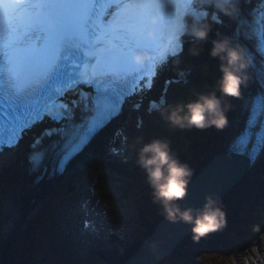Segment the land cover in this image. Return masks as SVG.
Wrapping results in <instances>:
<instances>
[{
	"label": "trees",
	"instance_id": "16d2710c",
	"mask_svg": "<svg viewBox=\"0 0 264 264\" xmlns=\"http://www.w3.org/2000/svg\"><path fill=\"white\" fill-rule=\"evenodd\" d=\"M215 100L218 102L216 115L206 113L204 126L199 127L196 124L189 123L188 121L185 129H178V135H176L174 139H171L170 143L173 144H177L178 141L181 143H188L185 144L186 151L183 155L184 158L182 161L183 166L189 172V175L184 177L187 182H189L199 172V170H201V168L211 160L212 156L220 148V138L224 133L225 123L223 126H217V124L211 123L210 121L217 118L218 115H222L225 121V116L233 109V104L230 100H228L225 106H223L218 99L215 98ZM198 103L202 104L204 103V100L196 102L195 104ZM190 115L191 112L188 116ZM186 131H188L189 134L183 135ZM170 152L172 153L169 154ZM179 152V149L174 151L173 147H167V153L170 161H174ZM262 164H264V161ZM161 168L165 176H167V165H164ZM259 169L260 168L256 169L253 174H250L245 179L246 181L244 180L242 183L238 184L232 190V193L225 196L222 205L219 207V209H221L225 214V225L222 231L218 229L216 231L207 232L198 240L194 239L195 233L192 231L182 240L180 249H176L170 255L163 258L159 264H195L193 262L195 250L192 251L189 246H187L189 243L196 244L195 242H197L199 247H202L203 250L207 251L206 256H215L217 259L218 255L224 256L226 254L224 251L230 252L236 249L238 247V241L239 243L241 241L239 228L251 225V221H247L243 218L240 210L241 206L237 207V196L241 195V193H243V191L247 188L249 196L255 193L256 195L261 196L259 211L264 208V169L260 172ZM151 170L152 169H150V171ZM149 178L151 183H149L148 191L143 193V189H139L137 194L142 195V199L135 203L136 206L132 214L128 213V218L139 224L138 226L140 230L137 232V235H139V237L141 236L142 239L149 236L154 231L156 224L165 216V212L167 210L164 201L157 197L156 188L151 177ZM245 182L249 184L248 187L245 186ZM244 187L245 189H243ZM248 198V200H251L250 197ZM175 201H177V199L170 202L169 207ZM41 227L43 228L42 230L39 229ZM257 227L260 228L261 226L258 225ZM55 234L56 233L54 232L47 234L43 225H39V222L37 221L35 227H30L28 231H26L17 240L15 249L12 251L9 250L10 257L12 258L6 264H38V261L42 260L41 251L49 250L47 241L51 242L53 239L52 236H55ZM36 236L41 237L46 241L36 245L33 242V238ZM138 241L140 240L138 239ZM138 241L134 239L133 243H137ZM134 250L135 248H131L129 251L130 254L133 253ZM128 256L129 255H124L118 260H114V263L124 264ZM51 260H55L53 261L55 263L58 261L57 258H53ZM196 263L198 264V262ZM0 264H5L3 263L2 258H0ZM58 264L62 263L58 262Z\"/></svg>",
	"mask_w": 264,
	"mask_h": 264
},
{
	"label": "clouds",
	"instance_id": "9594fccd",
	"mask_svg": "<svg viewBox=\"0 0 264 264\" xmlns=\"http://www.w3.org/2000/svg\"><path fill=\"white\" fill-rule=\"evenodd\" d=\"M17 5L14 4H5L4 12L5 14H9L10 12H14L17 8ZM226 11V10H225ZM172 13L169 12V15ZM184 15H187L185 13ZM162 14L156 13L151 16L153 23H159L161 20ZM181 20H183V15L181 16ZM193 34L199 38H204L206 36V31L203 29H194ZM225 50V46L220 44L214 49L213 55L218 54ZM229 64L233 66V70L225 69V77L223 81V90L226 93L238 95V86L240 84V77L235 75V71H239L244 68V63H240L238 67L236 66L237 61L241 59L240 55L236 51H229ZM142 57L137 56L136 61L138 63L143 62ZM218 102L214 99H206L204 103L190 105L191 115L188 117V121L191 124H196L197 126H204L205 114L216 115ZM174 122L179 123L181 117L177 116L175 113L170 117ZM211 123L217 124V126H223L225 123L222 115H218L217 118H214L210 121ZM143 151L145 153H153V156L150 159L144 160V164L146 167L155 165V167L150 171V177L152 182L156 188V195L158 198L162 199L165 203V207L169 212L170 218H174L176 214H179L183 220L186 222H193L195 227L193 228V232L195 233L194 239L198 240L201 236L205 235L207 232L216 231L222 228L225 225V214L219 208H214V201L209 199L208 203L205 206V209L198 213L195 220L192 215V210H186L184 212H180L178 208L169 207L170 202L182 198L185 194V188L187 181L184 177L189 175V172L184 166L179 165L176 161H170L167 146L162 145L160 143H155L149 146H146ZM167 165L168 175L165 176L162 171L161 166ZM255 231H259V228L256 227ZM255 252V249H253ZM248 259H252V264H255L256 259H260L259 253H256L255 259L249 257ZM160 263V261H159ZM158 263V264H159ZM247 264V261H246Z\"/></svg>",
	"mask_w": 264,
	"mask_h": 264
},
{
	"label": "water",
	"instance_id": "95a60500",
	"mask_svg": "<svg viewBox=\"0 0 264 264\" xmlns=\"http://www.w3.org/2000/svg\"><path fill=\"white\" fill-rule=\"evenodd\" d=\"M220 166H223L226 171L225 174L229 180L228 184L232 187L246 173L248 164L230 153H219L214 157L212 166L203 169L199 175L186 186L184 196L180 198L172 208H178L180 212L191 209L192 214H194L197 210L198 212H202L205 207L199 209V206L203 203H205L206 206L209 199L214 201L213 207H215L217 205H215V201L221 199V196L226 193L227 190L223 188L216 190V188L210 184L206 174L208 171L213 170V176H218L219 180L224 178L220 168H218ZM204 187H207V189ZM211 192H213L214 195L211 194ZM212 197H214V199H212ZM194 227L195 224L193 222H186L179 214H176L174 218H170L168 212L165 218L160 222L157 230L140 246L139 250L130 257L125 264H158L159 261L176 249L185 235L191 232Z\"/></svg>",
	"mask_w": 264,
	"mask_h": 264
},
{
	"label": "rangeland",
	"instance_id": "374dc122",
	"mask_svg": "<svg viewBox=\"0 0 264 264\" xmlns=\"http://www.w3.org/2000/svg\"><path fill=\"white\" fill-rule=\"evenodd\" d=\"M205 53V51H204ZM213 65H216L215 66V72H219L221 73L222 72V67H220L219 65L217 64H213ZM203 72V67H201V73ZM223 74V72H222ZM224 76V74H223ZM242 94V92H241ZM239 113V111H235L230 121V126H229V129H228V132L231 133L232 131V123H233V119L234 117ZM134 149L136 150V152L139 154L138 156V160L142 159V157L145 156V154L143 155H140L141 154V148H137L135 147L134 145ZM22 167V166H21ZM253 167H251L252 169ZM16 168L13 169V174H17V171H15ZM22 175H16L14 176L13 178H10L9 176H7V179L4 180L3 178V184H4V187L2 190H0V200L1 198H3V208H2V205L0 206V247H3L4 245L9 244L11 241L12 243H16V239L17 237H15V232L16 234L19 233V231H22L24 229V225L26 223V221H28L29 219H31V216L35 214L36 210L38 209V207H41L43 206L44 208L46 209H49V205H48V198L49 196H51V194L53 195L58 186H62L65 184V176H62L60 181L57 182L55 184L54 187H52L51 190H46L45 193L43 194V196L41 197L40 200H33L31 202V204H29V210H27L24 215L22 216V219L21 221L19 222V225H18V228L16 230H14V227L11 226V223L15 226L13 220H12V217H11V212L10 210L6 209L4 206H5V201L7 199V195L9 196L10 193H9V189H11V187L14 185V184H18L22 181L23 179V172L21 173ZM80 174V173H79ZM83 179H85V181L87 183H95V181L97 179H100L102 182H107V178L105 179V176L104 177H101V178H97L96 176L97 175H89V174H80ZM89 176V177H88ZM72 182L71 179L68 180V183L65 185V192L64 191H59V194L61 195V199H66L69 200L68 203L69 205H72L73 203L76 204L81 198H78V194L77 195H71L74 191H76V189H74L73 185H72ZM89 183V184H90ZM96 184V183H95ZM102 186V192L104 194H106L108 200L111 202V205L112 207L114 208L113 212L114 214L112 215V218H113V223L114 225H117L119 226V232L118 234L116 235V242H117V251H115L111 257H115V256H122L125 252V248L127 246V241L129 239V233H128V230L126 229V225L127 224H130L129 223V218H128V213L130 212L129 211V208L128 206L126 205L127 203H125V200H123L122 196L119 194V192L113 190L111 187L108 189L104 186V184H100ZM97 188L98 185L96 184ZM68 187H70L71 191H67ZM88 188V187H86ZM88 192V191H87ZM26 192L22 191V194L21 193H18L19 195V198ZM50 194V195H48ZM100 194V192H99ZM225 197L223 198V201H224ZM29 201V202H30ZM38 201V202H36ZM103 203L105 204H109L108 201H103ZM60 205V210L62 209L63 211L66 210V214H68L69 216L71 215L72 211L70 210V206H67V207H64V206H61ZM59 209H56L54 208L53 211L54 212H57ZM79 210H81L79 208ZM5 214H6V218H5ZM10 215V219H11V222L9 221L8 217ZM127 239V241H126ZM188 245H192V244H188ZM264 249V245L262 247ZM180 249V248H179ZM253 249H255V252L253 251ZM203 254V256H206L207 255V251L206 250H202L201 252ZM244 253L247 254L248 256H244ZM256 253H259V255L262 253L261 251H259V249L257 247H254V248H248L247 250H244L242 251L239 255V258L241 259V263L239 264H244L246 263V261H250L252 259H248L249 257H252L254 258V255H256ZM228 260V258L225 259V261L223 260H220V259H217L215 261V263H219V264H226V261ZM206 264H214L212 262H207Z\"/></svg>",
	"mask_w": 264,
	"mask_h": 264
},
{
	"label": "bare ground",
	"instance_id": "6f19581e",
	"mask_svg": "<svg viewBox=\"0 0 264 264\" xmlns=\"http://www.w3.org/2000/svg\"><path fill=\"white\" fill-rule=\"evenodd\" d=\"M150 15V14H148ZM201 41L197 40L196 41V45H199ZM189 45H191V41L188 43ZM243 80V82H242ZM240 86L241 88H245L246 90L249 89H253V79L250 76V74H247V77H245V75H243V77L240 79ZM242 111L239 112V115L235 117L234 119V126L239 125L241 121H239V116L241 114ZM242 119V117H241ZM237 126L234 128L233 127V131H236ZM93 157L92 155L87 154L86 155V160H87V164L89 166L93 164L92 161ZM207 164L204 165V169L211 167L212 166V160ZM220 168V171L222 173V175H224V178L219 180V177H215L214 175V171L210 170L208 171V173L206 174L207 179L209 180L210 184L213 185V187L216 188V190H219L220 188H223L224 190L228 191V188L230 187L228 184L229 180L228 177L226 176V171L224 170L223 166L218 167ZM206 171V170H205ZM47 174V173H46ZM46 174L43 176L42 179H40L38 182L35 183L34 179H35V173H28L27 169H24V179H22V182L19 184H16L14 186V188H12V194L11 195H7V199L5 201V208L10 210L11 212V217L12 220L14 222V224H18L19 223V218L21 219V217L24 215V213L26 212V207L27 205L29 206V204H24V197H27L29 199H31L32 201L34 200H40L41 197L43 196V194L45 193L46 190H49L51 187H53L54 183L60 180V176H51L49 178H45ZM232 177V174H231ZM207 189V187H204ZM230 189V188H229ZM247 190V188H246ZM22 191L26 192L24 193L20 198L18 193L22 194ZM193 194V193H192ZM211 194L214 195L213 192H211ZM210 195V194H209ZM212 199H214V197H212ZM217 204V205H216ZM222 204V200L221 199H217L215 201V207L220 206ZM205 207V203H203L202 205L199 206V209L204 208ZM200 213L198 212V210L192 214L193 218H195L197 216V214ZM189 246V248L193 251L196 248V244H192V245H187ZM255 259V257H254ZM264 261V255L260 256V259H256L255 260V264H261ZM252 264V261L249 263Z\"/></svg>",
	"mask_w": 264,
	"mask_h": 264
}]
</instances>
